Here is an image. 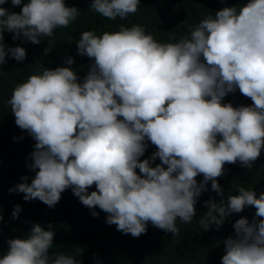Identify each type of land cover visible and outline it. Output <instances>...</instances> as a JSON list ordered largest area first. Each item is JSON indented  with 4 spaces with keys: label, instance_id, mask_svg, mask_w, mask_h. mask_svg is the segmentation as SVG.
Here are the masks:
<instances>
[{
    "label": "clouds",
    "instance_id": "1",
    "mask_svg": "<svg viewBox=\"0 0 264 264\" xmlns=\"http://www.w3.org/2000/svg\"><path fill=\"white\" fill-rule=\"evenodd\" d=\"M11 3L20 6L22 0ZM139 4L92 0L90 9L108 20H126ZM79 15L64 0H29L20 14L0 7V65L7 56L26 59L23 47L6 48L5 30L14 40L23 36L39 44ZM188 31L178 43H159L139 24L102 35L84 31L77 54L93 62L82 84L72 58L68 67L44 68L19 83L7 104L15 124L35 141L28 165L35 178L29 184L21 177L25 182L9 193L54 207L71 188L85 207L98 206L108 214L107 224L133 237L146 233L148 222L179 235L177 218L192 223L197 198L209 181L223 196L217 178L224 165L239 162L250 169L264 148V0H249L239 11L225 7ZM236 89L252 106L222 104ZM145 140L157 151L140 162ZM157 158L161 163L151 167ZM93 185L96 191L89 194ZM237 193L219 204L205 202L203 230L213 225L219 230L226 217L247 206L264 218V193L257 198L243 187ZM21 211L16 205L12 217ZM233 227L235 238L224 241L221 264H264V219L241 218ZM47 229L33 224L25 238L9 239L0 264H79L72 256L49 254L56 232L51 223Z\"/></svg>",
    "mask_w": 264,
    "mask_h": 264
},
{
    "label": "trees",
    "instance_id": "2",
    "mask_svg": "<svg viewBox=\"0 0 264 264\" xmlns=\"http://www.w3.org/2000/svg\"><path fill=\"white\" fill-rule=\"evenodd\" d=\"M13 6L11 0L0 5L9 13L20 14L24 3ZM249 0H140L138 11L129 15L126 20H108L90 9L92 0H64L67 7H76L80 11L78 18L71 22L68 28H58L52 37H42L41 43L32 44L23 36L14 40V33L7 30L3 33V43L6 48L23 47L26 59L18 62L10 56L6 63L0 65V258L8 251L7 241L15 238H25L33 224H40L45 230L51 223L56 235L50 255L64 254L72 256L79 264H221L225 255L224 241L235 238L233 225L241 218H247L249 223L256 217V209L247 206L240 213H234L225 218L219 230L213 225L205 231L200 226V219L208 212L206 201L216 203L226 202L230 195H238L237 189L255 191L257 198L264 193V148L260 157L252 167H243L239 162L225 164L224 174L217 178L224 195L211 190V181L197 198L195 204L196 216L192 223L186 224L177 218L176 227L179 235L154 227L151 222L147 224L146 233L139 237L124 234L117 230L116 225L106 223L107 213L99 209H89L80 203L74 196L71 188L61 193L60 201L54 207H48L38 199L25 201L23 193H9L20 183L21 177L27 176V183L35 178L28 165L34 151L35 141L26 130H21L15 124V117L7 101L11 98L13 89L25 82L30 75L41 74L46 69L54 70L57 67H68L66 61L74 59L71 66L78 76V83H83L89 65L93 62L86 56L77 54L76 42L84 31H94L97 35L104 32L119 31L121 25L131 27L139 24L151 34L159 43H178L183 37L189 36V28H195L201 20L208 16L215 17V12L225 7H240ZM45 48L48 50L45 55ZM203 62V58H201ZM231 103L233 107L252 106L250 98L243 96L239 89L226 95L222 104ZM122 119V117L120 118ZM222 137H217L220 140ZM146 151L140 162L149 159L156 151L150 141L145 140ZM157 158L150 163L151 167L160 164ZM165 169L167 166H164ZM38 171V170H37ZM141 175L139 169L135 170ZM197 183L203 181V175L196 177ZM96 191L95 185L88 189L90 194ZM16 205L22 211L14 219L12 212ZM225 206L226 203H225ZM95 211L99 215L92 216Z\"/></svg>",
    "mask_w": 264,
    "mask_h": 264
}]
</instances>
